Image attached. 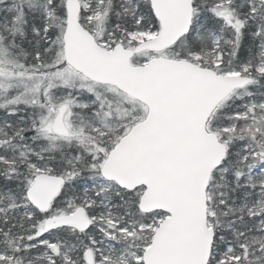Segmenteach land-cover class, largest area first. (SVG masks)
<instances>
[{
  "label": "snow or ice",
  "instance_id": "obj_1",
  "mask_svg": "<svg viewBox=\"0 0 264 264\" xmlns=\"http://www.w3.org/2000/svg\"><path fill=\"white\" fill-rule=\"evenodd\" d=\"M0 264H264V0H0Z\"/></svg>",
  "mask_w": 264,
  "mask_h": 264
}]
</instances>
